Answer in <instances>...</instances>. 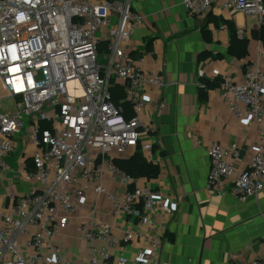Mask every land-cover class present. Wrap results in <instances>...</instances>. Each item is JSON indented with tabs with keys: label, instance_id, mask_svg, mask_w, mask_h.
<instances>
[{
	"label": "built area",
	"instance_id": "built-area-1",
	"mask_svg": "<svg viewBox=\"0 0 264 264\" xmlns=\"http://www.w3.org/2000/svg\"><path fill=\"white\" fill-rule=\"evenodd\" d=\"M181 1L201 19L222 6L232 15L255 17L259 27L264 25V0ZM132 2L0 0V101L8 98L13 104L10 111L0 104V171L10 170L7 158L21 133L24 142L33 145L32 164L26 169L31 191L10 195L9 212L0 208V264H75L57 249L49 260L41 249H52L53 238L68 226L89 193L94 205L104 194L115 214L134 217L148 230L124 229L118 238L109 223L92 213L79 223V238L91 245L88 264L155 263L162 244L156 219L171 217L175 206L162 190L142 187L140 178L115 163L130 148L152 159L158 129L146 110L144 91L153 89L151 103L158 115L167 106L162 99L164 78L145 71L143 59L130 53L132 35L143 23ZM237 35L243 38L244 30L238 29ZM258 46L264 50L260 40ZM199 73L205 76L204 69ZM117 89L122 92L119 101ZM216 89L235 115L263 129L264 66L259 55L248 58L242 81L227 74ZM208 154V190L221 194L228 189L243 200L264 191V140L244 166L238 162L235 141L215 142ZM108 178L130 186L122 193L111 191L105 186ZM140 237L145 246L138 257L129 260L112 253L113 247ZM96 242L107 247L99 248ZM251 264H264V257Z\"/></svg>",
	"mask_w": 264,
	"mask_h": 264
},
{
	"label": "crops",
	"instance_id": "crops-1",
	"mask_svg": "<svg viewBox=\"0 0 264 264\" xmlns=\"http://www.w3.org/2000/svg\"><path fill=\"white\" fill-rule=\"evenodd\" d=\"M132 5L143 23L132 35L130 53L143 59L145 71L158 73L166 83L162 99L167 106L160 115L151 103L153 89L144 91L146 110L158 129L152 159L147 160L158 166L159 172L154 177H139L140 185L162 190L167 202L175 206L171 217L156 219L162 244L153 264H251L253 259L264 257V191L243 200L228 189L221 194L208 190V149L215 142L228 145L235 141L240 152L238 162L244 166L253 148L264 140V127L235 115L216 87L204 88L202 84L212 77L222 81L227 74L242 81L252 54L259 55L264 66V50L255 37L262 26L255 17L232 15L222 6L201 19L181 0H133ZM230 22L237 31L244 30L248 55L236 56L229 51ZM201 69L205 70L204 77ZM24 140L21 133L15 140L16 149L7 158L10 170L0 171V208L5 207L4 213L9 212L10 195L21 196L32 189L26 169L32 164L29 152L33 145ZM136 152L130 148L125 157L116 159H131ZM105 186L122 193L130 185L108 178ZM93 197L89 193L68 226L55 235L52 249H41L46 258L53 260L57 249L75 264H88L91 245L79 238V223L90 219L92 213L109 223L118 238L124 229L136 233L148 230L134 217L115 214L104 194L95 205ZM139 241L121 243L111 251L132 260L143 245L142 237ZM95 245L107 247L103 242Z\"/></svg>",
	"mask_w": 264,
	"mask_h": 264
},
{
	"label": "trees",
	"instance_id": "trees-1",
	"mask_svg": "<svg viewBox=\"0 0 264 264\" xmlns=\"http://www.w3.org/2000/svg\"><path fill=\"white\" fill-rule=\"evenodd\" d=\"M228 27L231 32L230 39V52L236 56H246L249 54L248 51V40L246 38H240L237 35V30L235 29L232 22L228 24ZM205 29V27L203 28ZM255 37L259 38L264 44V25L255 33ZM221 81H207L205 82L206 88H214L220 84ZM117 99L122 97V92L117 89ZM115 163L122 169H124L127 173L134 177H154L158 174L159 168L154 165L152 162H149L147 158L142 154V152L137 149V152L131 159L121 160L116 159Z\"/></svg>",
	"mask_w": 264,
	"mask_h": 264
},
{
	"label": "rangeland",
	"instance_id": "rangeland-1",
	"mask_svg": "<svg viewBox=\"0 0 264 264\" xmlns=\"http://www.w3.org/2000/svg\"><path fill=\"white\" fill-rule=\"evenodd\" d=\"M99 63L102 64L105 62L104 54L103 52L99 53ZM0 104L2 106V109H5L6 111H10L12 109V101L10 99H2L0 101Z\"/></svg>",
	"mask_w": 264,
	"mask_h": 264
},
{
	"label": "bare ground",
	"instance_id": "bare-ground-1",
	"mask_svg": "<svg viewBox=\"0 0 264 264\" xmlns=\"http://www.w3.org/2000/svg\"><path fill=\"white\" fill-rule=\"evenodd\" d=\"M1 90V89H0Z\"/></svg>",
	"mask_w": 264,
	"mask_h": 264
}]
</instances>
